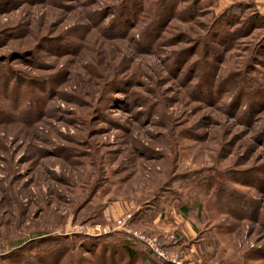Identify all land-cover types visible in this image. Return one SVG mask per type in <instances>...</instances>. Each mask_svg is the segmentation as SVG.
Masks as SVG:
<instances>
[{
    "label": "rangeland",
    "instance_id": "obj_1",
    "mask_svg": "<svg viewBox=\"0 0 264 264\" xmlns=\"http://www.w3.org/2000/svg\"><path fill=\"white\" fill-rule=\"evenodd\" d=\"M262 5L0 0V264H264Z\"/></svg>",
    "mask_w": 264,
    "mask_h": 264
},
{
    "label": "built area",
    "instance_id": "obj_2",
    "mask_svg": "<svg viewBox=\"0 0 264 264\" xmlns=\"http://www.w3.org/2000/svg\"><path fill=\"white\" fill-rule=\"evenodd\" d=\"M131 216L124 217L116 221L114 229H123L129 234L130 239L141 243L148 251L152 253L159 260L169 264H181L180 256L176 252V242L174 235H143L135 230H131L127 227V221ZM165 237L164 239H162ZM169 247L172 248L173 252L169 251Z\"/></svg>",
    "mask_w": 264,
    "mask_h": 264
},
{
    "label": "trees",
    "instance_id": "obj_3",
    "mask_svg": "<svg viewBox=\"0 0 264 264\" xmlns=\"http://www.w3.org/2000/svg\"><path fill=\"white\" fill-rule=\"evenodd\" d=\"M126 10L131 11L132 8H130V7H128L127 9L125 8L124 11L127 12ZM106 237L109 238L110 236L107 235ZM111 237H116L117 239H119L117 237V235H113ZM175 238H177V237H175ZM132 241L133 242L128 241V240L127 241H121V243L117 244V246L114 244V246L118 250H120V253L122 252L124 255L123 257H121L119 259V261L117 260L118 258L116 259L119 264H137L138 262H140V264H169V263L163 262V261L159 260L158 258H156L147 249H146V251H144L143 248L138 247L141 243H139L135 240H132ZM122 253H121V255H122ZM97 255H98V253H97ZM101 259H105V257H103V255L100 256V258L97 259L98 264L102 261Z\"/></svg>",
    "mask_w": 264,
    "mask_h": 264
},
{
    "label": "crops",
    "instance_id": "obj_4",
    "mask_svg": "<svg viewBox=\"0 0 264 264\" xmlns=\"http://www.w3.org/2000/svg\"><path fill=\"white\" fill-rule=\"evenodd\" d=\"M260 8V11L262 14H264V5H262ZM156 232H155V235H159V234H163V235H168V234H172L173 233V230L175 229H172V228H169L167 229L166 227H161V226H157L156 229H154ZM116 231V229L113 230V232ZM159 232V233H158ZM154 234V233H153ZM170 248V247H169Z\"/></svg>",
    "mask_w": 264,
    "mask_h": 264
}]
</instances>
